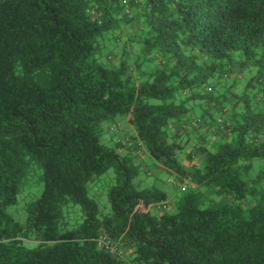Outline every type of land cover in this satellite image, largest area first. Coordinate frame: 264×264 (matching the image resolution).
I'll use <instances>...</instances> for the list:
<instances>
[{
	"label": "trees",
	"instance_id": "1",
	"mask_svg": "<svg viewBox=\"0 0 264 264\" xmlns=\"http://www.w3.org/2000/svg\"><path fill=\"white\" fill-rule=\"evenodd\" d=\"M263 68L264 0H0V264H264Z\"/></svg>",
	"mask_w": 264,
	"mask_h": 264
},
{
	"label": "rangeland",
	"instance_id": "2",
	"mask_svg": "<svg viewBox=\"0 0 264 264\" xmlns=\"http://www.w3.org/2000/svg\"><path fill=\"white\" fill-rule=\"evenodd\" d=\"M140 48H141V46H139V49ZM257 58L260 59L259 56ZM235 59H236V64H238V65H240V61H242V60L245 61V57H243L241 59L240 53L235 54ZM240 69H241V67L238 68V70L235 74V76H237L239 78V79H237L238 81L235 82V83H237L236 87L234 88L233 87L234 85L231 86L232 84H234L233 79H226L225 81L227 83H225L226 85L224 84L225 87H221V88L216 89L217 90V91H215L216 97L226 93L227 90H230L234 94H238V95H241V93L244 92L245 94H248L249 96H253L254 94H257L260 92V90L262 89V86H263L262 83L256 84L255 87H252V86L248 87V84L251 82V79L256 78L258 80V78L261 77V74H260L261 68L259 66H256L250 70L243 69L242 73H241V71H239ZM263 73H264V70H263ZM263 78H264V76H263ZM247 87H248V89H247ZM124 122L126 123L125 117H118V123H120V125H122V123L124 125ZM146 163L151 166L150 171H152V173L154 174L156 170H155V168H153L151 161L149 159H147ZM110 174H112V172ZM168 180H169V176L167 174H164L163 171H162V174L160 176H158V178H155L154 176L147 177L144 174V172L142 171L140 177L137 178L136 183L142 182L141 186L143 188L157 186L162 191L166 192L169 196V201L172 202V204H173L172 207L169 208V210H170L169 213L174 214L177 212V207H176L177 199L183 193L181 192V190H180L181 187L178 184H172ZM95 194H96V191H95ZM95 194H93V191L90 190V197L95 198L96 197ZM99 195H100V197L97 196L96 198H97V202L100 205V207L103 209H105L107 207L109 209L110 203H109V199H108L107 195H105L104 192H103V195L101 194V192H99ZM24 203L25 202L22 200V197L19 198L18 204L14 205L12 207H9L7 209V213L10 214L11 216H13L16 220L24 222L26 220V217H27L26 211L24 209ZM152 211L154 212V210H152ZM27 246L33 247V246H35V243L29 242L27 244Z\"/></svg>",
	"mask_w": 264,
	"mask_h": 264
},
{
	"label": "crops",
	"instance_id": "3",
	"mask_svg": "<svg viewBox=\"0 0 264 264\" xmlns=\"http://www.w3.org/2000/svg\"><path fill=\"white\" fill-rule=\"evenodd\" d=\"M173 126H176V130L179 129V127L177 125H173ZM155 170L156 171H155L154 174H156L157 176H160L162 174V170L161 169L156 167Z\"/></svg>",
	"mask_w": 264,
	"mask_h": 264
},
{
	"label": "built area",
	"instance_id": "4",
	"mask_svg": "<svg viewBox=\"0 0 264 264\" xmlns=\"http://www.w3.org/2000/svg\"><path fill=\"white\" fill-rule=\"evenodd\" d=\"M186 188H187V187L185 186V187L182 188V190H185Z\"/></svg>",
	"mask_w": 264,
	"mask_h": 264
},
{
	"label": "clouds",
	"instance_id": "5",
	"mask_svg": "<svg viewBox=\"0 0 264 264\" xmlns=\"http://www.w3.org/2000/svg\"><path fill=\"white\" fill-rule=\"evenodd\" d=\"M170 182H172V180H170ZM173 183V182H172ZM183 188V187H182Z\"/></svg>",
	"mask_w": 264,
	"mask_h": 264
}]
</instances>
